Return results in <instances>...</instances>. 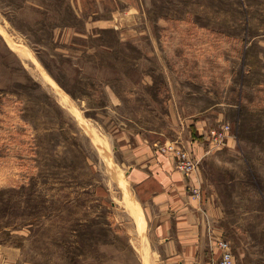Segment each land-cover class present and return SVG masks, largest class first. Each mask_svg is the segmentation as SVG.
Segmentation results:
<instances>
[{"label": "rangeland", "instance_id": "rangeland-1", "mask_svg": "<svg viewBox=\"0 0 264 264\" xmlns=\"http://www.w3.org/2000/svg\"><path fill=\"white\" fill-rule=\"evenodd\" d=\"M192 126L234 264H264V0H0V264H162L121 143Z\"/></svg>", "mask_w": 264, "mask_h": 264}, {"label": "crops", "instance_id": "crops-1", "mask_svg": "<svg viewBox=\"0 0 264 264\" xmlns=\"http://www.w3.org/2000/svg\"><path fill=\"white\" fill-rule=\"evenodd\" d=\"M194 127L189 149L199 160L207 148ZM123 138L127 178L151 236L158 242L156 250L162 264H218L222 256L218 240L223 238L218 214L204 193L196 195L190 189L192 186L202 191L200 169L187 176L176 167L172 153L159 152L143 137L126 134Z\"/></svg>", "mask_w": 264, "mask_h": 264}, {"label": "built area", "instance_id": "built-area-1", "mask_svg": "<svg viewBox=\"0 0 264 264\" xmlns=\"http://www.w3.org/2000/svg\"><path fill=\"white\" fill-rule=\"evenodd\" d=\"M229 127L227 126L226 129ZM223 132L212 131V136L214 141L220 143L223 141ZM156 149L161 153H172L176 158V167L184 172L187 176L198 168V160L191 154L190 149H188L179 140L167 141L162 144H156ZM193 193L200 195L201 190L197 187L190 186ZM219 247L222 249V256L218 264H234V254L232 252V246L229 241L224 238L218 240Z\"/></svg>", "mask_w": 264, "mask_h": 264}, {"label": "bare ground", "instance_id": "bare-ground-1", "mask_svg": "<svg viewBox=\"0 0 264 264\" xmlns=\"http://www.w3.org/2000/svg\"><path fill=\"white\" fill-rule=\"evenodd\" d=\"M137 214L140 216L139 211H137ZM141 221H142V217L139 219V222H141Z\"/></svg>", "mask_w": 264, "mask_h": 264}]
</instances>
